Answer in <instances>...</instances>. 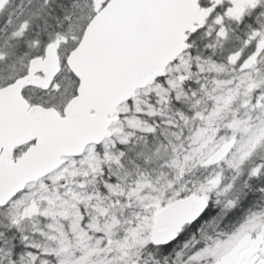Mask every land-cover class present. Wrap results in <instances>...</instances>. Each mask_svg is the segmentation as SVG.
<instances>
[{"label":"snow or ice","instance_id":"snow-or-ice-1","mask_svg":"<svg viewBox=\"0 0 264 264\" xmlns=\"http://www.w3.org/2000/svg\"><path fill=\"white\" fill-rule=\"evenodd\" d=\"M0 264H264V0H0Z\"/></svg>","mask_w":264,"mask_h":264}]
</instances>
